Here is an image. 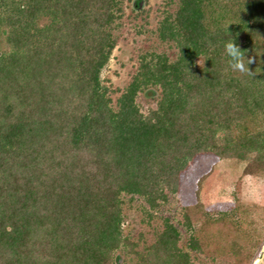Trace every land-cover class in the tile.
I'll return each mask as SVG.
<instances>
[{"label": "trees", "instance_id": "1", "mask_svg": "<svg viewBox=\"0 0 264 264\" xmlns=\"http://www.w3.org/2000/svg\"><path fill=\"white\" fill-rule=\"evenodd\" d=\"M125 1L0 0V264H248L261 247L243 200L216 213L205 193L264 178V0H168L157 33L176 59L142 55L115 107L102 72ZM229 39L252 76L228 67ZM204 156L218 164L172 217ZM128 196L146 203L138 236Z\"/></svg>", "mask_w": 264, "mask_h": 264}, {"label": "rangeland", "instance_id": "2", "mask_svg": "<svg viewBox=\"0 0 264 264\" xmlns=\"http://www.w3.org/2000/svg\"><path fill=\"white\" fill-rule=\"evenodd\" d=\"M168 0H126L124 4V17L121 20L122 27L119 32V41L113 52L111 60L102 72V81L112 93L113 104L116 107L117 100L131 83L137 72L141 56L149 52H165L170 59L175 61L176 51L163 43L157 33L160 21L168 10ZM6 49V45H3ZM203 59L198 62L203 65ZM155 91V90H154ZM160 91L147 90L139 96V104L144 113L157 107V100L161 97ZM215 156H204L191 165L189 173L177 202L167 206L165 209H174L171 216L174 217L181 207L194 205L197 202V194L200 191V179L210 172L218 164ZM238 194V195H237ZM235 196L243 200L247 205L240 209V215L245 219L244 227L250 229L251 233L259 236L262 244L254 251L251 262L259 263L264 258V210L255 209V204L264 208V178H249L243 190L236 192L234 186H221L210 188L205 193V201L212 212H220L234 209L236 206ZM125 221L123 224L126 236H138L140 232L145 233L148 227L143 208L146 203L143 199L131 201V197L125 198ZM170 211V210H168ZM170 215V214H168ZM258 224L259 228L254 229ZM187 243V235H184V245ZM202 264H212L205 256H200ZM233 259H219L213 264H232Z\"/></svg>", "mask_w": 264, "mask_h": 264}, {"label": "clouds", "instance_id": "3", "mask_svg": "<svg viewBox=\"0 0 264 264\" xmlns=\"http://www.w3.org/2000/svg\"><path fill=\"white\" fill-rule=\"evenodd\" d=\"M224 53L228 58V67L233 72H238L242 75L248 76L253 75V72L249 69V65L253 64L255 59L253 57L246 58L245 52L242 51L239 46H237L233 39H229L226 42ZM256 264H259V261H257Z\"/></svg>", "mask_w": 264, "mask_h": 264}, {"label": "water", "instance_id": "4", "mask_svg": "<svg viewBox=\"0 0 264 264\" xmlns=\"http://www.w3.org/2000/svg\"><path fill=\"white\" fill-rule=\"evenodd\" d=\"M259 264H264V258L262 259V261Z\"/></svg>", "mask_w": 264, "mask_h": 264}]
</instances>
